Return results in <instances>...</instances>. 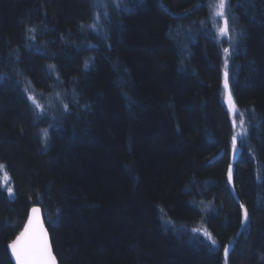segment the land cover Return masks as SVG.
I'll use <instances>...</instances> for the list:
<instances>
[{
  "label": "trees",
  "instance_id": "1",
  "mask_svg": "<svg viewBox=\"0 0 264 264\" xmlns=\"http://www.w3.org/2000/svg\"><path fill=\"white\" fill-rule=\"evenodd\" d=\"M214 2L0 0V264L39 205L60 264H264V0Z\"/></svg>",
  "mask_w": 264,
  "mask_h": 264
},
{
  "label": "snow or ice",
  "instance_id": "2",
  "mask_svg": "<svg viewBox=\"0 0 264 264\" xmlns=\"http://www.w3.org/2000/svg\"><path fill=\"white\" fill-rule=\"evenodd\" d=\"M117 6L119 4L117 3ZM227 0H218V15L221 17H224V27L219 29L220 33L222 35H225L228 33V19L225 16V9L227 8ZM99 19V17H97ZM93 29L96 28V24L90 25ZM28 31L30 33H34L36 31L35 28H29ZM30 39L35 40V36H31ZM225 53L229 52V49H224ZM227 64V61L225 62ZM88 67V62L85 61V68ZM50 71L55 70L54 65L48 66ZM225 79H224V87L225 89L229 88L228 85V73L225 71ZM3 77L0 76V79ZM29 89L25 88V92H28ZM229 101L232 102L231 92L229 90L228 93ZM29 100L33 101L34 104V110L38 109L39 111L36 112V115L44 116L46 115L44 107L38 103H35V95L34 93L28 96ZM65 110H67V105H64ZM242 116V114H241ZM244 121L241 119V125H243ZM234 128L236 127L235 120L233 121ZM43 138L45 143L47 142L48 138V130L43 129ZM244 133H241L243 135ZM237 135H233L232 137V145H233V154L235 155L237 151ZM228 179L231 181L232 179V169L231 165L229 166V173H228ZM12 194L11 189H9V195ZM241 208L243 209V221L242 223L246 222L248 220V212L247 209L244 208L243 205H241ZM39 212L40 209L33 208L32 214L29 217V221L27 225L25 226V231L20 234L14 240L11 244L8 245V247L11 249L12 256L15 257L16 264H57L55 256L52 254L51 248L49 246L48 242V235L45 229L43 228V225L40 222L39 218ZM206 235H208L206 233ZM209 239H211L209 235ZM211 243L213 245L216 244V241L214 239L211 240ZM230 249L228 246L224 247L225 256L227 257Z\"/></svg>",
  "mask_w": 264,
  "mask_h": 264
},
{
  "label": "rangeland",
  "instance_id": "3",
  "mask_svg": "<svg viewBox=\"0 0 264 264\" xmlns=\"http://www.w3.org/2000/svg\"><path fill=\"white\" fill-rule=\"evenodd\" d=\"M228 7V6H227ZM213 11H214V19H215V22H216V28H217V32L220 36H224L220 33L219 29L223 28L224 27V17H221L219 16L217 13L219 11L218 9V0H215L214 2V5H213ZM225 16L227 17L228 19V28H229V31L227 34L225 35H229V33H235L233 32V25H232V21H231V18L230 16H228V10L227 8L225 9ZM228 105L230 106V109L232 110L233 114H238V110L236 109V106L234 104V102H230L229 100L227 101ZM244 121V120H243ZM240 122V121H239ZM239 129H240V132L241 133H244L243 135L245 136L246 135V127H245V123H243V125H241V122L239 123Z\"/></svg>",
  "mask_w": 264,
  "mask_h": 264
},
{
  "label": "water",
  "instance_id": "4",
  "mask_svg": "<svg viewBox=\"0 0 264 264\" xmlns=\"http://www.w3.org/2000/svg\"><path fill=\"white\" fill-rule=\"evenodd\" d=\"M228 73V72H227ZM225 74V73H224ZM229 78V77H228ZM224 79H225V76H224ZM228 85H229V82H228ZM228 90V92H229V90H230V88H228L227 89ZM233 166L231 167V169H232V172H233ZM233 177V176H232ZM33 208H38V209H40V212H39V218H40V222H41V224L43 225V228L45 229V231L47 232V235H48V242H49V246H50V248H51V251H52V254L55 256V258H56V261H57V264H60V262H59V260H58V257H57V255H56V252L54 251V247H53V241L51 240V236H50V231H49V229L47 228V226H46V221H45V218H44V214H43V208L39 205V206H32L31 207V210H30V214H29V216H28V220H27V222H26V224L24 225V227L22 228V231L18 234V236H20V234L22 233V232H24L25 231V226L27 225V223H28V221H29V217H30V215L32 214V209ZM17 236V237H18ZM16 237V238H17ZM16 238L14 239V240H16ZM13 240V241H14ZM13 241H11V243L13 242ZM10 243V244H11ZM233 248V245H229V249L231 250ZM9 253H11V249L9 248ZM228 255H229V253H228ZM227 255V256H228ZM11 258H12V260H13V263L14 264H16V260H15V257L14 256H12V253H11Z\"/></svg>",
  "mask_w": 264,
  "mask_h": 264
},
{
  "label": "bare ground",
  "instance_id": "5",
  "mask_svg": "<svg viewBox=\"0 0 264 264\" xmlns=\"http://www.w3.org/2000/svg\"><path fill=\"white\" fill-rule=\"evenodd\" d=\"M225 71H227V70H225ZM225 73V72H224ZM224 77V76H223ZM240 124H238L237 126H239ZM29 214H30V212H29ZM29 214H28V216H29ZM44 214V213H43ZM28 219V218H27ZM11 254V253H10Z\"/></svg>",
  "mask_w": 264,
  "mask_h": 264
}]
</instances>
